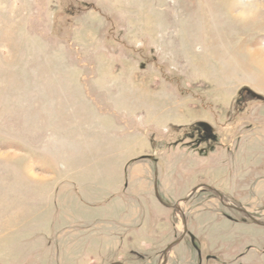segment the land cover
I'll return each mask as SVG.
<instances>
[{"label":"rangeland","instance_id":"1","mask_svg":"<svg viewBox=\"0 0 264 264\" xmlns=\"http://www.w3.org/2000/svg\"><path fill=\"white\" fill-rule=\"evenodd\" d=\"M263 60L264 0H0V264H163L177 208L203 258L264 264V158L234 164L225 135L261 125L241 108ZM165 264H199L187 238Z\"/></svg>","mask_w":264,"mask_h":264},{"label":"crops","instance_id":"2","mask_svg":"<svg viewBox=\"0 0 264 264\" xmlns=\"http://www.w3.org/2000/svg\"><path fill=\"white\" fill-rule=\"evenodd\" d=\"M259 109L260 111L258 112L256 109ZM241 110L244 111V113L246 112V110H248L249 112H247V118L251 119L252 124H257L258 125V121L261 120V125L258 126H254L252 127L250 130H247L244 132V134L242 135H233V134H225L228 135V140H229V146L230 148L228 149L227 152H229L232 156H233V163L234 164H238L240 163H245V160L243 162H241L242 160V156L245 153H252L251 154V159L246 160V165L249 166L250 169H253V166L256 167L257 165V161L264 158V102H262L259 106L256 105L253 107L244 105ZM254 110H256L257 112L255 113ZM235 123V122H234ZM228 128V127H225ZM226 139V138H225ZM138 156L137 158L142 157ZM156 162V168L161 169V166L159 163V161H155ZM149 164V163H148ZM153 166L151 164L146 165V164H139L137 165L133 171H130V173H128V185H126V191L129 192L133 198L132 199H137L140 200L142 198H144L146 200L147 196L152 195L153 196V186L150 184V181L152 182V178L153 176ZM166 172V171H164ZM210 171H208V175ZM240 174V172L238 173H231V179H235L238 175ZM243 178L245 180H251V178L249 176H243ZM196 188L201 189H207L208 191H210L211 193H215L214 189H211L209 187H205V186H197ZM161 192H162V196L164 197V195H166L165 193L167 192V187L164 184V186L161 188ZM160 192V193H161ZM164 194V195H163ZM186 195L184 197H187L190 192L185 193ZM115 197V198H114ZM216 198H219V196L217 194H215V196H213L212 198H210V203L214 204ZM112 199L115 200L116 202V206H117V212L120 213L122 211V215L120 214V216L122 217V220L119 221V223H126L127 225L131 224V222L136 221L137 216L135 215V213H137V211L139 212V210L137 209V211L130 209L129 211V215L125 213V211L127 210L124 207L121 208V206L125 205V201L123 198L119 197V196H112ZM143 199V200H144ZM167 199V197H166ZM142 200V202H143ZM105 202H109V199H106L104 201H97V202H89L88 201V216L91 215H95L92 214L94 211H101L102 209V204H104ZM141 202V200H140ZM122 203V204H121ZM119 206V207H118ZM121 210V211H120ZM108 218V217H107ZM106 218V219H107ZM101 219H96L95 224L90 227V225L88 226V233L92 232V229L95 230H99L98 233H93L95 234L97 237L98 236H102L103 235V230L107 227H110V225L108 223H106L105 219H102L101 221H99ZM92 222V223H93ZM93 236V235H92ZM107 239V238H105Z\"/></svg>","mask_w":264,"mask_h":264},{"label":"flooded vegetation","instance_id":"3","mask_svg":"<svg viewBox=\"0 0 264 264\" xmlns=\"http://www.w3.org/2000/svg\"><path fill=\"white\" fill-rule=\"evenodd\" d=\"M185 229H186V226H185ZM185 238L188 239L190 247L195 250L196 258H197L199 264H201L203 262H204V264H208L210 262H213L214 264H218L219 263V258L216 257V256L206 255V256H204V258L202 257L200 248L198 246H196V244H195L194 236L192 234L188 233L187 229H186V233H185L183 239H185ZM233 254L234 253H229V256H231ZM239 257H241V256H239Z\"/></svg>","mask_w":264,"mask_h":264},{"label":"water","instance_id":"4","mask_svg":"<svg viewBox=\"0 0 264 264\" xmlns=\"http://www.w3.org/2000/svg\"><path fill=\"white\" fill-rule=\"evenodd\" d=\"M245 92H247V94L252 98V99H254V100H258V101H262V98L261 97H259V96H257V95H255V94H253L252 92H249V91H245ZM196 190L197 189H194L193 191H192V193L189 195V196H187L184 200H182V202H186L192 195H193V193H195L196 192ZM177 210H179V212H180V214H181V216H182V226H183V231H182V233H181V236H180V238L178 239V240H176L174 243H172V244H170L167 248H166V250L163 252V256H164V260H163V264H165L166 263V255H167V253H168V251H170L171 250V248L173 247V246H175V245H177L182 239H183V237H184V235H185V233H186V229H185V219H184V216H183V214H182V212L180 211V209L179 208H177Z\"/></svg>","mask_w":264,"mask_h":264},{"label":"bare ground","instance_id":"5","mask_svg":"<svg viewBox=\"0 0 264 264\" xmlns=\"http://www.w3.org/2000/svg\"><path fill=\"white\" fill-rule=\"evenodd\" d=\"M257 4V3H256ZM252 7H259L260 8V6L259 5H252ZM264 61V60H263Z\"/></svg>","mask_w":264,"mask_h":264}]
</instances>
